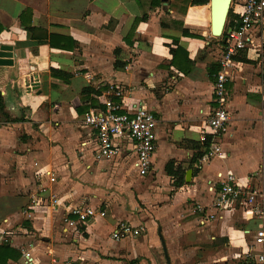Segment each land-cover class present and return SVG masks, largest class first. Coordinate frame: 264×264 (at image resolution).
Wrapping results in <instances>:
<instances>
[{
  "label": "crops",
  "instance_id": "crops-1",
  "mask_svg": "<svg viewBox=\"0 0 264 264\" xmlns=\"http://www.w3.org/2000/svg\"><path fill=\"white\" fill-rule=\"evenodd\" d=\"M191 2L0 0V52L10 53L0 57L10 62L0 64V245L20 254L6 264H244L263 223L215 209L212 189L229 174L264 184L256 175L264 166V22L224 69L230 121L214 134L208 68L219 54L207 51L221 36L210 33V0ZM176 44L190 66L182 54L173 59ZM113 86L123 89L120 112L141 103L156 117L144 175L128 143L99 158L82 126ZM207 136L209 148L193 162ZM169 162L175 177L165 172ZM87 207L105 215L79 221L69 213ZM120 221L144 230L114 240Z\"/></svg>",
  "mask_w": 264,
  "mask_h": 264
},
{
  "label": "built area",
  "instance_id": "built-area-1",
  "mask_svg": "<svg viewBox=\"0 0 264 264\" xmlns=\"http://www.w3.org/2000/svg\"><path fill=\"white\" fill-rule=\"evenodd\" d=\"M230 10L236 16V20L232 23L227 20L221 42L217 45L220 69L213 74V107L207 118L208 126L214 134L223 131L230 121L226 91L227 75L224 69L232 57L249 50L253 30L264 22V0H231ZM122 94L121 87L113 86L109 96L103 98L102 109H93L83 114L82 126L91 130L99 158L116 157L120 142L128 143V150H132L135 155L134 170L137 174L144 175L150 169L155 149L157 120L154 113L141 103L132 106L130 112H120ZM219 149L208 151L204 158L214 155ZM218 177L222 180L219 189H212V206L217 210L235 208L249 212L253 219L263 223L252 234V242L244 254V264H264V185H241L230 174ZM50 200L53 206L57 205L56 198L51 196ZM69 213L76 215L79 221H85L95 215L100 217L105 215L103 211L95 213L89 207L74 208ZM64 221L69 222L67 218ZM143 230L142 226L136 228L120 221L113 229L111 237L120 240L126 236H135ZM24 257L29 261L27 252L24 253Z\"/></svg>",
  "mask_w": 264,
  "mask_h": 264
},
{
  "label": "trees",
  "instance_id": "trees-1",
  "mask_svg": "<svg viewBox=\"0 0 264 264\" xmlns=\"http://www.w3.org/2000/svg\"><path fill=\"white\" fill-rule=\"evenodd\" d=\"M207 2L208 0H192L191 3L206 4ZM229 17H230V12L228 14V18ZM169 51L172 54L173 59H175L177 55L182 54L185 64L190 66L191 62L187 59L186 57L187 52L183 48H181L180 46L176 44V46L174 48H170ZM218 70H219V65H211L208 68V74L213 78V74H215ZM184 73H186V71H184ZM209 146H210V137L207 136L204 139V142L201 144V146L195 147L196 153L194 154L192 161L197 162L198 159H200L203 156L204 151H206L209 148ZM202 147L204 148V150L201 151L200 149ZM165 172L168 175L173 176V177H175V175L177 174V171H173L171 162L166 164ZM182 184H183V178L178 176V179L175 180V187H179ZM19 257H20V254L16 252L15 250L11 249L8 245H0V264H6L8 260L16 261Z\"/></svg>",
  "mask_w": 264,
  "mask_h": 264
},
{
  "label": "water",
  "instance_id": "water-1",
  "mask_svg": "<svg viewBox=\"0 0 264 264\" xmlns=\"http://www.w3.org/2000/svg\"><path fill=\"white\" fill-rule=\"evenodd\" d=\"M210 33L214 37H220L226 27L231 0H210ZM8 48L1 49L0 57H10L6 52ZM7 60H0V64H9ZM191 172L186 173L185 181L190 178Z\"/></svg>",
  "mask_w": 264,
  "mask_h": 264
},
{
  "label": "rangeland",
  "instance_id": "rangeland-1",
  "mask_svg": "<svg viewBox=\"0 0 264 264\" xmlns=\"http://www.w3.org/2000/svg\"><path fill=\"white\" fill-rule=\"evenodd\" d=\"M216 40H219V39H216ZM207 52H208V54H216L214 56L215 58L218 57L219 52H218V50L216 48V42H213L212 48L210 50H208ZM210 158H211V156L210 157H207L205 159V161L209 160ZM256 175L259 176V177H264V166H261L260 167V169L256 172ZM256 175H254V176H256ZM262 185H264V184H262Z\"/></svg>",
  "mask_w": 264,
  "mask_h": 264
}]
</instances>
